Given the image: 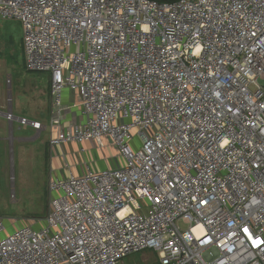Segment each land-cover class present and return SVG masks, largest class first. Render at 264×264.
<instances>
[{"label": "built area", "instance_id": "obj_1", "mask_svg": "<svg viewBox=\"0 0 264 264\" xmlns=\"http://www.w3.org/2000/svg\"><path fill=\"white\" fill-rule=\"evenodd\" d=\"M0 20L49 75L50 148L124 163L50 175L43 217L0 216V264H264V0H0ZM65 90L86 121L62 130Z\"/></svg>", "mask_w": 264, "mask_h": 264}, {"label": "rangeland", "instance_id": "obj_2", "mask_svg": "<svg viewBox=\"0 0 264 264\" xmlns=\"http://www.w3.org/2000/svg\"><path fill=\"white\" fill-rule=\"evenodd\" d=\"M21 25L12 20H0V111L11 108L15 113L32 106L29 99L35 88L40 87L42 74L27 72L21 46ZM10 79V89L6 80ZM11 97V105L7 98ZM11 106V107H10ZM5 144L0 145V216L9 226L12 220L19 225L46 213L49 194L47 191L48 173L42 158L30 157L17 148L16 132L5 129ZM38 144V143H35ZM26 146V145H25ZM90 153L92 162L107 158L109 150L94 149ZM11 231V230H9ZM122 264H158L156 253L150 250L126 257Z\"/></svg>", "mask_w": 264, "mask_h": 264}, {"label": "crops", "instance_id": "obj_3", "mask_svg": "<svg viewBox=\"0 0 264 264\" xmlns=\"http://www.w3.org/2000/svg\"><path fill=\"white\" fill-rule=\"evenodd\" d=\"M40 74H42V78L45 79L41 80L40 87L35 88L36 91H34V94L29 95L32 106L15 113V115L39 122L43 128L37 134L36 131L31 128L20 126L17 123H13V125L10 126L0 117V145L4 146L6 142L4 138L6 136V126L9 127L10 134H12V129H15L17 148L24 153L28 148L29 150L27 152L30 154V157L33 158L42 156L47 167L48 178L50 175L61 179L67 178L69 174L81 176L85 163H92L95 170L122 166L124 164L122 159L111 147L108 140H105L103 148H107L110 155L107 158L105 157V159L101 158L100 162H92V157L90 153L88 154V152L94 149H101L96 147L93 142H86L79 145L69 143L50 148L49 140L54 135V129L50 126L51 102L49 96V75L46 73ZM7 89L9 90L10 87H7ZM62 102L68 109L65 111L63 120L61 121L62 130L69 128L71 125L83 124L86 121L81 109L76 106V97L74 94L65 90L62 94ZM81 148L84 149L85 152H81ZM66 165H68V169Z\"/></svg>", "mask_w": 264, "mask_h": 264}, {"label": "trees", "instance_id": "obj_4", "mask_svg": "<svg viewBox=\"0 0 264 264\" xmlns=\"http://www.w3.org/2000/svg\"><path fill=\"white\" fill-rule=\"evenodd\" d=\"M155 1H157V2H167V3H169V2H173V1H175V0H155Z\"/></svg>", "mask_w": 264, "mask_h": 264}]
</instances>
